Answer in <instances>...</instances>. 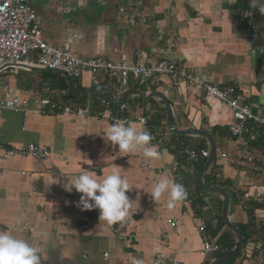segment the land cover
<instances>
[{
	"label": "crops",
	"instance_id": "0c3cea01",
	"mask_svg": "<svg viewBox=\"0 0 264 264\" xmlns=\"http://www.w3.org/2000/svg\"><path fill=\"white\" fill-rule=\"evenodd\" d=\"M30 6L41 18L48 45L68 44L78 57L112 62H118L121 54L132 59L139 49L147 63L161 58L173 61L219 87L236 86L251 109H264V13L259 11L264 0H30ZM242 9L255 15L257 41L250 40L241 27L238 12ZM167 43L172 46H164ZM36 57V52L26 56L31 62ZM1 81L28 99L29 112L0 110V155L35 144L45 146L49 156L45 160L0 158V231L26 239L42 255L41 264H130L132 257L142 258L144 264H151L153 258L160 264L216 260L214 255L201 254L197 228L204 221L214 231L222 198L198 188L197 163L181 154L183 148L197 150L198 145H205L209 152V141L196 135L173 138L170 132L166 140L175 147L152 145L156 158H146L142 149L124 154L104 138L110 122L65 114V107L95 112L104 109L102 101H108L113 115L144 117L154 133L161 135L169 129L164 103L142 94L162 93L177 130L193 128L213 139L215 159L202 182L228 194L230 222L243 225L248 221L240 200L230 205V195L247 191L260 205L254 211L255 222L264 224V143L249 145L254 161L247 163L243 159L246 140L228 133L234 121L229 109L182 81L161 75L131 82L123 89L115 80L88 73L68 79L40 69L2 73ZM41 99L50 104L44 108L46 113L36 114ZM120 103L128 109L119 110ZM220 153L225 156L219 157ZM113 169L133 185L126 194L134 213L124 223L110 225L99 220L98 209H82V194L69 185L80 170L100 180ZM208 172L215 177H205ZM164 176L187 190L186 200L171 209L166 194L155 202L148 193ZM119 236L134 240L121 241ZM261 243L258 261L264 264V237ZM245 257L243 253L234 264Z\"/></svg>",
	"mask_w": 264,
	"mask_h": 264
},
{
	"label": "built area",
	"instance_id": "2783aa9c",
	"mask_svg": "<svg viewBox=\"0 0 264 264\" xmlns=\"http://www.w3.org/2000/svg\"><path fill=\"white\" fill-rule=\"evenodd\" d=\"M119 11L122 12L123 9L120 8ZM238 16L246 36L252 41H257L259 34L255 15L250 10L242 9L238 12ZM133 22V20H130V23ZM164 46L171 47L172 44L167 43ZM29 52L37 53L35 62L27 60L26 56ZM19 69L52 71L68 79L79 78L84 73H88L94 78L100 76L103 80H115L119 87L123 89L128 87L131 82H146L155 76L161 75H166L173 80H180L187 87L199 91L206 99L220 102L229 109L234 121L230 124L228 133L231 137L244 138L246 140L244 141L245 155L243 159L247 163L254 161L249 145L257 140L259 133L257 129L264 131V109H251L244 102L243 96L236 86L219 87L192 75L185 68L165 58H161L151 64L147 63L145 53L139 49L134 51L132 59H129L126 54H121L118 62L103 58L78 57L68 44L54 47L44 41L41 32V18L30 6V0H0V74H13ZM28 104L26 97L10 88L5 82H0V110L22 112L26 115L29 112ZM49 104L50 102L46 99L39 100L37 102L39 108L34 113H46L44 108L49 106ZM101 105L104 109L95 112L65 107L63 108V113L105 120L110 123L117 120L128 121L151 133L153 137L151 145L175 147L174 144H168L166 140V136L170 133L168 128L161 135L156 134L146 118L140 116L132 118L117 117L110 112V103L108 101H102ZM53 107V105L50 106L51 113ZM118 108L119 110H126L128 105L120 103ZM181 154L191 163L209 156L207 150H194L191 148H183ZM48 156L49 151L45 146L28 144L21 148L7 150L0 155V158L2 160L7 158L45 160ZM224 156V153L219 154L221 158ZM145 167L148 168V166ZM239 200L243 204L250 200L253 202L258 201L256 196L251 195L247 191L242 193ZM174 225V222H170L171 227H174ZM197 229L202 241L201 254L207 257L217 253L219 245L212 230L207 227L204 221H200ZM118 239L127 242L134 240L133 236H119ZM252 260L260 262L258 257L255 256ZM150 263L160 264L161 261L153 258Z\"/></svg>",
	"mask_w": 264,
	"mask_h": 264
},
{
	"label": "clouds",
	"instance_id": "9594fccd",
	"mask_svg": "<svg viewBox=\"0 0 264 264\" xmlns=\"http://www.w3.org/2000/svg\"><path fill=\"white\" fill-rule=\"evenodd\" d=\"M259 11L264 13V6H261ZM103 135L113 146L118 145L121 153L128 154L142 149L146 158L158 156L157 150L151 145V133L146 129H138L128 121L117 120L111 123ZM132 186L115 169L100 180L93 178L87 170H80L72 176L69 189L74 188L82 194L79 200L82 209H98L99 220L112 225L122 224L133 215L132 200L126 194ZM148 193L155 202L166 194L167 207L170 209L176 202H181L187 197L184 185L168 176L156 180ZM41 259L42 255L26 239L11 231H0V264H41ZM130 264H144V260L132 257Z\"/></svg>",
	"mask_w": 264,
	"mask_h": 264
},
{
	"label": "trees",
	"instance_id": "16d2710c",
	"mask_svg": "<svg viewBox=\"0 0 264 264\" xmlns=\"http://www.w3.org/2000/svg\"><path fill=\"white\" fill-rule=\"evenodd\" d=\"M258 135H257V140L252 143L251 145H257L260 144L262 142V144L264 143V131H259L258 129ZM212 136L214 135V133L211 134ZM173 138H178V139H184L185 136H172ZM203 140V138H201ZM206 146L205 145H198L195 146L194 148L197 150L200 149H204ZM264 148V147H263ZM206 162V158H200L196 163H197V172L200 171V169L204 166ZM212 176V178L215 177V174H209L206 173V175H204L205 177H209ZM204 177V178H205ZM210 184V183H208ZM210 185L212 186H216L214 183H211ZM221 188H224L222 185H218ZM225 189V188H224ZM242 195V193H235L230 195V205L239 203V197ZM259 203L258 202H253V201H249L245 204L242 205L244 212L246 213L247 217H248V221L243 224V225H237L234 224V226L238 229V231L240 232L242 238H243V248L242 251L239 252L237 255H235L233 258H231L230 260L224 262L223 264H234L235 261L240 258L242 256L243 253L246 254V257L243 258L240 261V264H246L247 262H251L252 264H263L261 262H257V261H253V257H258V255L260 254L261 250H262V240L264 237V224H258L255 222V218H254V211L259 207ZM217 222V225L214 229L213 234L214 235H218V233L220 232V230L222 228H224V231L218 235L217 237V243L219 245V251L217 253L214 254V258L215 259H219L222 258L224 256H226L227 254H229L231 252V250L236 246L237 244V239L235 234L229 230L226 225L224 224L223 218L221 216V205H219L218 208V212L214 218ZM249 253V254H248Z\"/></svg>",
	"mask_w": 264,
	"mask_h": 264
},
{
	"label": "water",
	"instance_id": "95a60500",
	"mask_svg": "<svg viewBox=\"0 0 264 264\" xmlns=\"http://www.w3.org/2000/svg\"><path fill=\"white\" fill-rule=\"evenodd\" d=\"M142 95L147 96V97H157L164 103L168 127H169V130H170L172 135H174V136H186V135L201 136L203 138H206L210 143L209 156L206 160L205 165L203 166V168L200 170V172L198 174L197 186L201 191L214 192V193H217L221 196V198H222L221 216L223 218V221H224V224L226 225V227L229 230H231L236 236L237 244L231 250V252L229 254H227L226 256L219 258V259H216L215 261L210 263V264H223L224 262L230 260L235 255H237L239 252H241V250L243 248V238H242L240 232L238 231V229L234 226V224H232L230 222V220L228 218V209H229V196H228V194L220 188L208 187V186L204 185L202 182L203 173L208 169V167H210L211 163L215 159L214 141L212 138L209 137V135L206 132L201 131V130H197V129H193V128H189V129H185V130H177L170 103L162 93L151 92L148 95H146V94H142Z\"/></svg>",
	"mask_w": 264,
	"mask_h": 264
},
{
	"label": "rangeland",
	"instance_id": "374dc122",
	"mask_svg": "<svg viewBox=\"0 0 264 264\" xmlns=\"http://www.w3.org/2000/svg\"><path fill=\"white\" fill-rule=\"evenodd\" d=\"M211 194H213V193H211Z\"/></svg>",
	"mask_w": 264,
	"mask_h": 264
}]
</instances>
